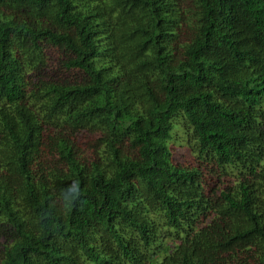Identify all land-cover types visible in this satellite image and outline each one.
Segmentation results:
<instances>
[{
    "label": "trees",
    "instance_id": "obj_1",
    "mask_svg": "<svg viewBox=\"0 0 264 264\" xmlns=\"http://www.w3.org/2000/svg\"><path fill=\"white\" fill-rule=\"evenodd\" d=\"M0 264H264V0H0Z\"/></svg>",
    "mask_w": 264,
    "mask_h": 264
},
{
    "label": "rangeland",
    "instance_id": "obj_2",
    "mask_svg": "<svg viewBox=\"0 0 264 264\" xmlns=\"http://www.w3.org/2000/svg\"><path fill=\"white\" fill-rule=\"evenodd\" d=\"M57 55L58 52L56 50L49 49L45 56L46 58L48 57L50 64L54 65L55 59L59 58ZM192 146L193 143L189 139L188 135L185 136L180 131L176 132L172 142L170 143L173 162L179 165H192L195 161V157L192 154Z\"/></svg>",
    "mask_w": 264,
    "mask_h": 264
}]
</instances>
